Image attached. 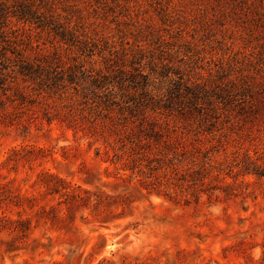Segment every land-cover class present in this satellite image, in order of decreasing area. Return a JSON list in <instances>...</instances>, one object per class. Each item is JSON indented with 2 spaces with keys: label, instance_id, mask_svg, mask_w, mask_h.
<instances>
[{
  "label": "rangeland",
  "instance_id": "374dc122",
  "mask_svg": "<svg viewBox=\"0 0 264 264\" xmlns=\"http://www.w3.org/2000/svg\"><path fill=\"white\" fill-rule=\"evenodd\" d=\"M33 1L0 0L35 71L0 66V264H264V0Z\"/></svg>",
  "mask_w": 264,
  "mask_h": 264
},
{
  "label": "trees",
  "instance_id": "16d2710c",
  "mask_svg": "<svg viewBox=\"0 0 264 264\" xmlns=\"http://www.w3.org/2000/svg\"><path fill=\"white\" fill-rule=\"evenodd\" d=\"M33 2V0H25V2L20 3L19 6L21 8L19 10H15L14 15L17 16V19L23 23L35 24L38 27H42V29H45L47 27L49 28L51 26V23L45 22L44 18L42 19L44 13H41L40 8L36 7ZM8 13L9 12L7 11V7H4L0 4V17H7L6 15ZM4 27H6V25H3V23L0 22V66L4 69H8L9 67L18 65V69L12 67L11 70L14 72L17 70V72L21 75H34V69L22 59L21 63L11 64L12 56L9 55V52L12 54L16 52V55L20 57L23 56V53H21V51H16L15 49H13L12 45L15 44L16 41L13 40L12 37H10L4 29H2ZM51 28L55 30L56 26L54 25ZM18 229L21 230L24 235L27 234L31 230L30 221L28 219L20 220Z\"/></svg>",
  "mask_w": 264,
  "mask_h": 264
}]
</instances>
